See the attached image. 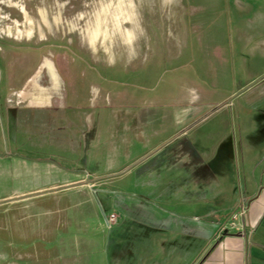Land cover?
Here are the masks:
<instances>
[{
	"label": "rangeland",
	"instance_id": "374dc122",
	"mask_svg": "<svg viewBox=\"0 0 264 264\" xmlns=\"http://www.w3.org/2000/svg\"><path fill=\"white\" fill-rule=\"evenodd\" d=\"M71 52L86 61L62 74L56 103L67 106L46 107L59 78L48 62L51 88L39 80L35 87L34 76L45 60L62 69ZM177 100L200 104L204 117L217 109L206 125L226 129L228 148L235 137L241 149L239 136L253 131L264 149V0H0V264H41L75 238L105 250L89 260L118 262L136 238L115 247L117 221L107 226L111 210L100 209L96 189L64 183L92 181L106 165L112 112L157 117L158 106ZM247 101H255L253 118L237 109ZM115 190L113 197L139 192ZM77 197L95 209L85 203L88 218L78 221Z\"/></svg>",
	"mask_w": 264,
	"mask_h": 264
},
{
	"label": "crops",
	"instance_id": "0c3cea01",
	"mask_svg": "<svg viewBox=\"0 0 264 264\" xmlns=\"http://www.w3.org/2000/svg\"><path fill=\"white\" fill-rule=\"evenodd\" d=\"M180 101L158 106L162 111L157 117L125 108L112 112L104 138L106 165L94 171L92 181L74 178L64 183L71 189L87 182L96 189L98 206L108 207L109 217L117 221L111 231L115 247L136 238L119 253L118 262L109 261L110 255L89 260V252L105 250L90 251L75 238L74 244L60 247V256L54 258L51 251L41 264H131V258L133 264H264V149L251 132L254 122L246 121L251 133L239 136L241 149L235 148V137L230 149L226 129L213 132L206 125L217 109L204 117L200 104ZM254 102L238 103L240 114L253 118L247 110ZM101 141L97 136L95 145ZM117 187L139 192L113 197ZM89 199H75L82 211L71 220L88 218L85 203L94 212ZM241 209V230H227Z\"/></svg>",
	"mask_w": 264,
	"mask_h": 264
},
{
	"label": "flooded vegetation",
	"instance_id": "af4514ba",
	"mask_svg": "<svg viewBox=\"0 0 264 264\" xmlns=\"http://www.w3.org/2000/svg\"><path fill=\"white\" fill-rule=\"evenodd\" d=\"M45 11V10H44ZM46 12V11H45ZM47 13V12H46ZM47 16H48V14H47ZM43 24V23H42ZM44 25V24H43ZM45 46V45H44ZM47 46V45H46ZM28 50V49H27ZM39 50H41L40 48L39 49H33V48H30L29 49V51H33V52H30V53H34V56H36L37 58H39L41 55H39L41 52H38ZM61 56V54H57V56ZM68 56V55H67ZM69 56L72 58L71 60H66V61H63V63H60L59 65H61V66H63V68L62 69H60V68H55L54 66V63L52 64V62H51V60L50 61H46L45 60V62L44 63H42V70L43 71H41L40 73H38L37 74V76H36V68H37V65L38 64H35V68H34V72H33V74H35V76H34V85L36 84V82L39 80V82L44 86V87H46L47 89H49V88H51V86H50V83H49V78H48V76H47V72H46V66H45V64H46V62H48L49 63V65L52 67V69L55 71V73H56V75L58 76V78H59V81H60V83H59V87H58V89L57 90H53V89H51L50 90V97H49V99H48V103H47V106L46 107H49V108H52L53 107V105L54 104H60L59 106H62L63 105V107H66L67 106V103H56V102H58L59 100H61V97H62V93H63V91H65V82H64V78H63V76H62V74H65V73H68L69 71H72V66H80L81 64H82V62L85 60L86 61V59H84L82 56H80L79 54H77V53H69ZM68 56V57H69ZM56 57V54H54V58ZM52 58H53V56H52ZM39 60V59H38ZM63 64V65H62ZM35 87H36V85H35ZM54 97H57L58 98V100L56 101V100H54ZM49 101L51 102L50 104H49ZM54 101V102H53ZM41 107H43V106H40V108ZM46 107H44V108H46ZM73 107V106H72ZM75 107H77V106H75Z\"/></svg>",
	"mask_w": 264,
	"mask_h": 264
},
{
	"label": "built area",
	"instance_id": "2783aa9c",
	"mask_svg": "<svg viewBox=\"0 0 264 264\" xmlns=\"http://www.w3.org/2000/svg\"><path fill=\"white\" fill-rule=\"evenodd\" d=\"M243 209H241L239 212L235 213L231 217V221L228 224L227 230H241L240 225H238L237 221L238 218H240L243 215ZM114 220V216L111 215L109 219L107 220V226L109 227V224L112 223Z\"/></svg>",
	"mask_w": 264,
	"mask_h": 264
},
{
	"label": "water",
	"instance_id": "95a60500",
	"mask_svg": "<svg viewBox=\"0 0 264 264\" xmlns=\"http://www.w3.org/2000/svg\"><path fill=\"white\" fill-rule=\"evenodd\" d=\"M70 187H71L70 185L65 186V188H70Z\"/></svg>",
	"mask_w": 264,
	"mask_h": 264
},
{
	"label": "bare ground",
	"instance_id": "6f19581e",
	"mask_svg": "<svg viewBox=\"0 0 264 264\" xmlns=\"http://www.w3.org/2000/svg\"><path fill=\"white\" fill-rule=\"evenodd\" d=\"M49 72V71H48ZM54 83V82H53ZM56 85V84H55ZM57 85H58V83H57ZM33 95V94H32ZM41 95V94H40ZM35 96V95H34ZM44 96V95H43ZM36 98V97H35Z\"/></svg>",
	"mask_w": 264,
	"mask_h": 264
}]
</instances>
